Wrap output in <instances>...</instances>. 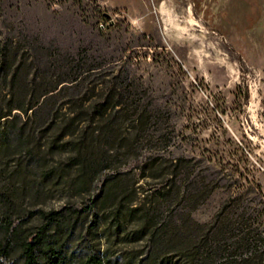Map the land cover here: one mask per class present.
Wrapping results in <instances>:
<instances>
[{
    "label": "rangeland",
    "instance_id": "rangeland-1",
    "mask_svg": "<svg viewBox=\"0 0 264 264\" xmlns=\"http://www.w3.org/2000/svg\"><path fill=\"white\" fill-rule=\"evenodd\" d=\"M5 55L35 79L28 95L53 90L40 100H47L44 109L79 110L83 98L86 107L87 100L122 93L126 102L117 108L154 111L169 145L153 146L160 177L146 176L150 151L140 141L141 163L113 157L91 193L79 194L70 147L61 140L51 153L55 138L33 124L29 146L0 157V237L9 222L27 236L46 212L82 209L55 236L68 264H87L91 254L106 264H147L141 261L149 243L108 238L97 224L112 211L91 207L103 180L118 170L135 181L138 205L149 204L155 188L171 191L157 204L164 218L191 213L207 223L222 212L231 222L228 237L249 231L258 250L252 264H264V0H0V66ZM3 76L0 70V110L9 105L8 92H19ZM35 156L43 159L42 173L25 168ZM177 160L183 168L176 180ZM54 170L63 176L59 182L51 179ZM179 186L183 192L197 186L201 195L181 201L174 197ZM10 242L0 246V264H23L19 243ZM231 254L244 253L228 249L223 263L234 260L226 259ZM170 259L179 262L175 254Z\"/></svg>",
    "mask_w": 264,
    "mask_h": 264
},
{
    "label": "trees",
    "instance_id": "trees-1",
    "mask_svg": "<svg viewBox=\"0 0 264 264\" xmlns=\"http://www.w3.org/2000/svg\"><path fill=\"white\" fill-rule=\"evenodd\" d=\"M6 57L5 55L0 66V70H4L2 80L11 84L12 88H17L19 92L18 94L8 92L9 105L0 110V157L3 158L14 149L24 147V144L29 146L32 139L36 138L33 124L38 123L40 125H37L38 129L46 128V131H50L55 138L50 145L53 149L51 153H56L57 142L61 140L70 147L68 166L76 170L79 194L82 191L91 193L90 187L96 177L99 178L104 171L110 170V167L103 168L105 161L119 155L135 157L137 160L135 150L136 144L140 141L146 144V151H150L148 161L145 163L150 164L148 168L150 172L146 176L153 179L160 177L158 171L163 168L160 163H156L158 159L152 158L155 152L153 146L164 141L167 147L169 141L163 129L157 126L158 118L154 111L139 107L133 110L117 108L126 102L122 93H110L105 98L87 100L90 103L86 107H83L82 103L86 101L83 98L80 100L82 107L79 110L61 113L56 109H44L47 100L44 102L40 100L43 97L47 98L53 90H47L37 96L28 95V90L35 79H29L28 74H22V66H16L15 62L7 60ZM116 95L119 97L113 101ZM15 110L18 112L14 114ZM18 122L21 123L20 128L13 130L9 127L11 123ZM151 123H155L156 127L151 129L149 127ZM42 136L40 134V137ZM132 154L135 156H131ZM42 161V157L35 156L25 168L44 171ZM141 162L137 160L138 164ZM172 166L174 167L172 174L177 180L183 164L181 160H177ZM56 171L54 170L51 179L59 182L63 176L61 172ZM129 175L130 173L118 170L108 175L103 180L99 192L92 196L91 207L102 212L112 211L109 220L106 217L103 222L100 220L97 224L98 227L105 225L103 231L107 229L108 238L114 235L120 242L136 243L146 240L149 243L148 253L141 262L171 264L172 253L179 260L178 264H252L258 256V250L254 249L256 246L249 231L228 237L231 222L222 217V212L207 223L194 220L191 213H187L186 217L179 213L176 218L160 216L157 204L161 199L168 200L171 194V191L165 192V186L152 191L153 199L149 204L144 201L138 205L136 201L139 192L135 187V181L128 179ZM186 177L189 178L190 175ZM39 186H36L37 189ZM199 192L197 186L186 188L184 192L179 186L174 197L192 202L201 195ZM195 207L192 206L190 209ZM68 208L44 213L43 223L27 236L21 224L9 222L0 237V246L6 239L7 242L12 240L10 246L19 243L24 257L23 264H68L60 239L55 236H62L60 232L63 226L69 224L74 214L80 215L86 211L81 209L76 213L77 210ZM132 223L135 228L129 231L127 226ZM228 249L241 250L244 254L240 257L231 254L226 259L234 260L223 263L222 259ZM106 263L109 262L97 254H91L87 258V264Z\"/></svg>",
    "mask_w": 264,
    "mask_h": 264
}]
</instances>
